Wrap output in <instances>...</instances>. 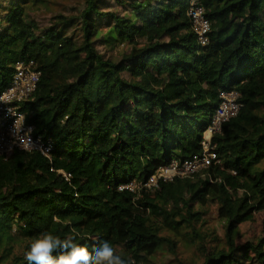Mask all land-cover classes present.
Masks as SVG:
<instances>
[{"label": "trees", "instance_id": "obj_1", "mask_svg": "<svg viewBox=\"0 0 264 264\" xmlns=\"http://www.w3.org/2000/svg\"><path fill=\"white\" fill-rule=\"evenodd\" d=\"M202 1L206 45L190 0H83L57 12V0H0V93L17 62L33 61L41 80L22 108L54 142L52 161L0 158V264H28L31 241L48 231L90 250L108 241L134 264H192L179 260L183 240L199 264H264V222L256 242L236 241L239 225L264 212V0ZM42 10L53 15L45 27ZM122 46L116 60L109 52ZM230 90L241 108L211 135L218 161L144 187L161 166L203 152ZM131 182L136 192L120 189ZM210 204L223 237L204 232Z\"/></svg>", "mask_w": 264, "mask_h": 264}, {"label": "built area", "instance_id": "obj_2", "mask_svg": "<svg viewBox=\"0 0 264 264\" xmlns=\"http://www.w3.org/2000/svg\"><path fill=\"white\" fill-rule=\"evenodd\" d=\"M188 15L192 21L198 42L206 45L210 42L211 21L207 16L202 0H190ZM15 74L9 86L0 93V158H8L16 152H39L52 161L54 142L52 138L36 133V126L29 121L23 105L33 98L41 80V71L35 63L21 60L16 63ZM221 102L213 117L212 125L203 141V152L184 162L173 160L161 166L145 182L146 188H159L160 182L173 181L176 178L194 177L208 169L218 160L216 145L212 143L213 131L220 130L225 122L238 115L240 92L237 90L222 91ZM66 179L71 174L59 171ZM139 184L134 182L122 185L120 189L137 190Z\"/></svg>", "mask_w": 264, "mask_h": 264}, {"label": "clouds", "instance_id": "obj_3", "mask_svg": "<svg viewBox=\"0 0 264 264\" xmlns=\"http://www.w3.org/2000/svg\"><path fill=\"white\" fill-rule=\"evenodd\" d=\"M53 220L56 222L55 217ZM24 259L28 264H134V261L124 259L108 241L90 250L86 245L77 243L75 235L61 238L51 231L43 232L31 241Z\"/></svg>", "mask_w": 264, "mask_h": 264}, {"label": "rangeland", "instance_id": "obj_4", "mask_svg": "<svg viewBox=\"0 0 264 264\" xmlns=\"http://www.w3.org/2000/svg\"><path fill=\"white\" fill-rule=\"evenodd\" d=\"M82 3L83 0H57V5L54 7L55 11H65L66 8H74L77 3ZM37 16V17H36ZM52 14L48 11L42 10L35 15L37 18L39 26L45 27L51 23ZM126 47L122 46L118 50H110V55H113L116 60H120L123 53L127 51ZM209 214L205 215L207 223L204 226V232H208L209 239L213 235V231L216 230L215 235L223 237L224 229L223 223L218 219L216 215V210L213 204L209 205ZM263 222H264V212H257L254 215L253 220L243 222L239 225L236 232L237 244L243 245L246 242H256L260 237L263 236ZM201 224H199L200 226ZM179 260L189 261L192 264H199L202 262L200 254L196 249V246L189 245V242L183 240L179 244ZM166 260V261H165ZM158 264H181L178 260H173L171 257L169 259H163L157 262ZM254 264V263H250Z\"/></svg>", "mask_w": 264, "mask_h": 264}]
</instances>
